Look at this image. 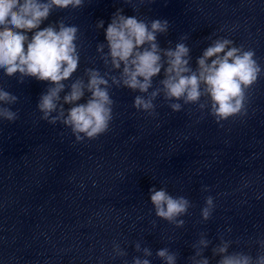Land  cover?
Wrapping results in <instances>:
<instances>
[{
	"label": "clouds",
	"instance_id": "clouds-1",
	"mask_svg": "<svg viewBox=\"0 0 264 264\" xmlns=\"http://www.w3.org/2000/svg\"><path fill=\"white\" fill-rule=\"evenodd\" d=\"M84 2L0 0V70L21 84L27 78L48 84L36 105L41 120L51 125L62 124L77 143L95 140L110 129L115 104L113 87L139 93L133 107L148 116L156 115L154 101L161 96L173 112L181 111L184 105H198L202 112L207 109L218 124L245 114L248 90L264 76L253 49L236 46L229 38H216L196 58L193 68L191 49L183 42L186 36L174 47L160 46L158 36L166 35L170 28L167 19L127 16L122 8L112 14L106 28L103 20L95 24L97 30L104 29L105 33V42L96 45V52L106 71L89 67L83 76L73 79L81 59L78 26L66 24L64 19L41 25L53 10L78 9ZM161 76L154 86L155 78ZM17 102L16 95L0 86V120L18 119V112L10 107ZM203 190L208 191L206 187ZM149 194L157 218L177 228L184 226L185 221L180 218L192 206L189 199L173 196L164 187H152ZM214 207V198L207 196L201 209L203 221L211 218ZM256 243L259 250L255 256L243 250L230 252L233 241L221 235L219 243L211 247V254L213 258L219 257L216 264H264V239ZM210 245L212 241L201 233L191 245L189 264H210V258L204 254ZM134 247L140 255L134 256L131 264H151V248L140 242ZM112 255L125 257L127 252L114 243ZM155 255L162 264H177L178 253L168 247L158 249Z\"/></svg>",
	"mask_w": 264,
	"mask_h": 264
}]
</instances>
